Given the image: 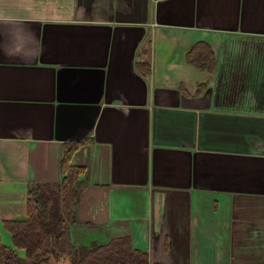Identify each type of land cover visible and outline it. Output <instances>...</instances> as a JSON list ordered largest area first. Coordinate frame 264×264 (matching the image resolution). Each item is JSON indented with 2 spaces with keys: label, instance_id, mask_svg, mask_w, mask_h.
Returning a JSON list of instances; mask_svg holds the SVG:
<instances>
[{
  "label": "crops",
  "instance_id": "obj_1",
  "mask_svg": "<svg viewBox=\"0 0 264 264\" xmlns=\"http://www.w3.org/2000/svg\"><path fill=\"white\" fill-rule=\"evenodd\" d=\"M69 145L74 247L264 264V0H0V236L22 259L4 224Z\"/></svg>",
  "mask_w": 264,
  "mask_h": 264
},
{
  "label": "trees",
  "instance_id": "obj_2",
  "mask_svg": "<svg viewBox=\"0 0 264 264\" xmlns=\"http://www.w3.org/2000/svg\"><path fill=\"white\" fill-rule=\"evenodd\" d=\"M187 60L212 71L215 56L210 47L199 44ZM75 150V145L67 146L62 162L64 179L60 184L29 185L27 220L4 224L15 247L25 251L26 257L22 259L15 250L5 247L0 236V264H51L61 259H69V264H149L148 257L133 250L127 240L92 249L73 246L70 227L75 222V209L83 188L77 177L80 171L69 165Z\"/></svg>",
  "mask_w": 264,
  "mask_h": 264
},
{
  "label": "rangeland",
  "instance_id": "obj_3",
  "mask_svg": "<svg viewBox=\"0 0 264 264\" xmlns=\"http://www.w3.org/2000/svg\"><path fill=\"white\" fill-rule=\"evenodd\" d=\"M2 231H4V229H2ZM6 231H7V230H6ZM6 231H5V233L8 234V235H6V234L4 233V236H3V242H4V244H5L6 241H8V240L11 239V238H10L11 234H10L8 231H7V232H6ZM5 245H6V246H10L9 244H5Z\"/></svg>",
  "mask_w": 264,
  "mask_h": 264
},
{
  "label": "built area",
  "instance_id": "obj_4",
  "mask_svg": "<svg viewBox=\"0 0 264 264\" xmlns=\"http://www.w3.org/2000/svg\"><path fill=\"white\" fill-rule=\"evenodd\" d=\"M46 1H49V0H46Z\"/></svg>",
  "mask_w": 264,
  "mask_h": 264
}]
</instances>
